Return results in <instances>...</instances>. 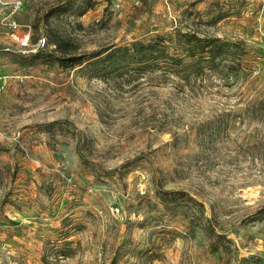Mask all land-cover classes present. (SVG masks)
I'll list each match as a JSON object with an SVG mask.
<instances>
[{
	"label": "rangeland",
	"instance_id": "rangeland-1",
	"mask_svg": "<svg viewBox=\"0 0 264 264\" xmlns=\"http://www.w3.org/2000/svg\"><path fill=\"white\" fill-rule=\"evenodd\" d=\"M9 1L0 264H264V0Z\"/></svg>",
	"mask_w": 264,
	"mask_h": 264
},
{
	"label": "built area",
	"instance_id": "built-area-1",
	"mask_svg": "<svg viewBox=\"0 0 264 264\" xmlns=\"http://www.w3.org/2000/svg\"><path fill=\"white\" fill-rule=\"evenodd\" d=\"M6 0H0V2H5ZM20 1L21 0H10L9 2H10V4H11V7H13V8H17L18 6H19V4H20ZM3 89V82H2V80H1V78H0V91Z\"/></svg>",
	"mask_w": 264,
	"mask_h": 264
},
{
	"label": "trees",
	"instance_id": "trees-1",
	"mask_svg": "<svg viewBox=\"0 0 264 264\" xmlns=\"http://www.w3.org/2000/svg\"><path fill=\"white\" fill-rule=\"evenodd\" d=\"M56 44H57V43H56ZM57 46H58V48H57L58 50H60V51H62V52L65 51L64 48H61V47H60V45H57ZM110 54H112V53H108L107 56H110Z\"/></svg>",
	"mask_w": 264,
	"mask_h": 264
},
{
	"label": "bare ground",
	"instance_id": "bare-ground-1",
	"mask_svg": "<svg viewBox=\"0 0 264 264\" xmlns=\"http://www.w3.org/2000/svg\"><path fill=\"white\" fill-rule=\"evenodd\" d=\"M17 39V38H16ZM19 39V38H18ZM23 42V41H22Z\"/></svg>",
	"mask_w": 264,
	"mask_h": 264
}]
</instances>
